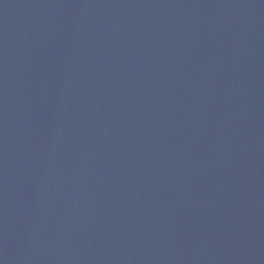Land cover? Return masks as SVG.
Returning <instances> with one entry per match:
<instances>
[{
	"label": "water",
	"instance_id": "obj_1",
	"mask_svg": "<svg viewBox=\"0 0 264 264\" xmlns=\"http://www.w3.org/2000/svg\"><path fill=\"white\" fill-rule=\"evenodd\" d=\"M0 264H264V0H0Z\"/></svg>",
	"mask_w": 264,
	"mask_h": 264
}]
</instances>
